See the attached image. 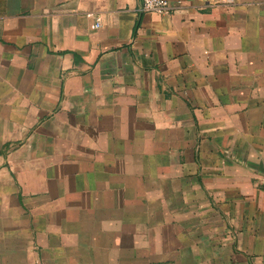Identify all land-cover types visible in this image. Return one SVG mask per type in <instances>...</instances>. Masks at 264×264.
I'll return each mask as SVG.
<instances>
[{
  "label": "crops",
  "instance_id": "1",
  "mask_svg": "<svg viewBox=\"0 0 264 264\" xmlns=\"http://www.w3.org/2000/svg\"><path fill=\"white\" fill-rule=\"evenodd\" d=\"M170 2L0 0V264H264V0Z\"/></svg>",
  "mask_w": 264,
  "mask_h": 264
},
{
  "label": "built area",
  "instance_id": "2",
  "mask_svg": "<svg viewBox=\"0 0 264 264\" xmlns=\"http://www.w3.org/2000/svg\"><path fill=\"white\" fill-rule=\"evenodd\" d=\"M142 10L145 12H152L167 15L173 10L170 0H141ZM96 26L99 23L96 22Z\"/></svg>",
  "mask_w": 264,
  "mask_h": 264
}]
</instances>
